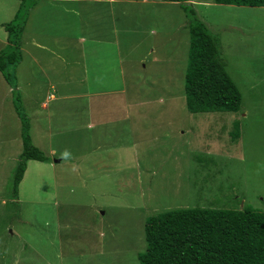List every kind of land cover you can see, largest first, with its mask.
<instances>
[{"label": "rangeland", "instance_id": "rangeland-1", "mask_svg": "<svg viewBox=\"0 0 264 264\" xmlns=\"http://www.w3.org/2000/svg\"><path fill=\"white\" fill-rule=\"evenodd\" d=\"M20 1L0 0L1 25ZM28 1L14 78L31 143L48 162H26L12 200L20 124L0 76V264H138L149 216L243 206L264 213L263 7L188 3L217 39L241 95L237 113L190 114L183 97L187 20L179 6L168 7L167 26L151 36V56L120 55L115 64L108 37L89 46L104 55L81 53L85 5L72 4L77 13L64 23L48 11L50 2ZM93 10L105 24L102 9ZM63 53L65 68L52 58Z\"/></svg>", "mask_w": 264, "mask_h": 264}, {"label": "trees", "instance_id": "trees-1", "mask_svg": "<svg viewBox=\"0 0 264 264\" xmlns=\"http://www.w3.org/2000/svg\"><path fill=\"white\" fill-rule=\"evenodd\" d=\"M161 1L178 3L187 20L183 74L185 110L190 114L237 113L241 95L225 71L217 39L195 17L186 0ZM213 3L264 8V0H213ZM32 5V1L21 0L13 19L1 25L6 45L0 50V76L10 89L11 104L20 124L21 150L11 176L14 201L26 162H48L31 143L29 121L22 110L14 78V69L21 61L20 37ZM232 127L231 138L235 139L237 123ZM143 239L144 250L136 254L138 264H264V213L246 206L162 211L144 220Z\"/></svg>", "mask_w": 264, "mask_h": 264}, {"label": "crops", "instance_id": "crops-1", "mask_svg": "<svg viewBox=\"0 0 264 264\" xmlns=\"http://www.w3.org/2000/svg\"><path fill=\"white\" fill-rule=\"evenodd\" d=\"M46 2H50L48 11L51 13H59L61 20L65 23L66 15L77 13L72 4L75 3L85 5V11L87 14V20L85 25L87 26L85 29L84 37L81 38L84 41L80 40L85 44L83 45L84 49L81 51L85 57L93 56H102L103 52H95L94 54L90 53L89 46H100L106 41L105 38H111L113 43L111 46L114 48L115 64L119 63V56H136L139 57L140 53H144L145 56H151L154 48L151 47L150 38L152 35L157 34L161 30V25L167 26V10L168 7H177L178 3L174 2H164L161 0H45ZM187 3H196L204 5V2H195L192 0H186ZM100 8L101 16L105 17V24L97 23L99 22L100 13L98 11V15H95V12L91 11V7ZM231 7V6H229ZM97 19V20H96ZM91 20H96L94 23H90ZM127 20V21H126ZM63 23V24H64ZM158 23V25H156ZM155 24V25H154ZM204 24V23H203ZM84 25V27H85ZM1 27V24H0ZM2 28V27H1ZM187 33V30L185 31ZM22 36V34H21ZM105 37V38H104ZM53 38V37H52ZM59 39V38H58ZM0 48L6 45V34L4 32V36H0ZM3 43V44H2ZM38 44V43H37ZM187 44H188V36H187ZM2 45V46H1ZM38 46L44 47L40 44ZM1 48V49H2ZM88 50V52H87ZM142 50H145L143 52ZM21 51V50H20ZM69 50L65 51L68 52ZM64 52V53H65ZM63 55L53 56L55 58V62L58 66L61 65V68H65V66L70 65L69 62ZM106 55V54H105ZM31 62L33 64H38V61L34 60L32 57ZM60 61V62H59ZM22 62V61H21ZM97 65V60L94 61ZM112 64V61H111ZM157 66V64L155 63ZM158 68H160L158 66ZM98 82V81H96ZM101 84V83H100ZM36 87V92L39 93V87L33 83ZM40 95V94H39ZM50 94L46 96L44 99L37 100L36 104H42L47 98H50Z\"/></svg>", "mask_w": 264, "mask_h": 264}]
</instances>
